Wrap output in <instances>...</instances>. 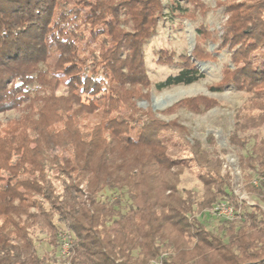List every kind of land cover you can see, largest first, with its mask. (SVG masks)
Masks as SVG:
<instances>
[{
  "label": "trees",
  "instance_id": "trees-1",
  "mask_svg": "<svg viewBox=\"0 0 264 264\" xmlns=\"http://www.w3.org/2000/svg\"><path fill=\"white\" fill-rule=\"evenodd\" d=\"M73 1L0 0V113L20 110L0 129V264H264V136L240 135L264 124V0H218L244 62L230 73L258 110L232 135L257 200L241 211L213 151L176 157L165 125L135 116L162 0ZM170 1L181 16L200 5ZM201 77L186 65L155 87ZM191 166L199 183L187 189ZM225 197L236 216L208 229L199 216Z\"/></svg>",
  "mask_w": 264,
  "mask_h": 264
},
{
  "label": "rangeland",
  "instance_id": "rangeland-1",
  "mask_svg": "<svg viewBox=\"0 0 264 264\" xmlns=\"http://www.w3.org/2000/svg\"><path fill=\"white\" fill-rule=\"evenodd\" d=\"M198 1V7L182 2L188 6L191 15L181 16L172 10L170 0H162L163 14L157 20L154 34L144 45L145 65L151 83L143 89L144 95L136 100L140 109L135 116L141 119L142 114L145 119L146 114L152 112L165 125L158 136L176 157L194 158L192 150L213 151L215 157L224 163V170L231 173L230 192L239 202L235 207L241 211V205H253L257 200L245 188L239 161L241 151L232 144V135L237 122H248L249 117L258 119V110L248 102L252 94L237 88L230 73L238 66L242 67L244 62L235 61L238 46L225 40V5L218 0ZM186 65H194L202 77L190 84L162 90L155 87L156 83L177 74ZM59 91L65 93L67 89L61 85ZM19 116L20 110L17 109L0 113V129L8 120ZM240 135L264 136V124L242 131ZM196 175L194 166L184 170L182 186L196 188L199 183ZM0 176L6 178L7 171L0 170ZM228 200L234 206L228 197L218 202ZM211 210L197 216L208 229L216 230L225 218L216 216ZM235 216L227 219L233 220ZM152 262L163 264L159 259Z\"/></svg>",
  "mask_w": 264,
  "mask_h": 264
},
{
  "label": "built area",
  "instance_id": "built-area-1",
  "mask_svg": "<svg viewBox=\"0 0 264 264\" xmlns=\"http://www.w3.org/2000/svg\"><path fill=\"white\" fill-rule=\"evenodd\" d=\"M212 213H214L218 217L232 218L235 215V208L233 205L225 201H222V202H218L213 207ZM69 249H70V242L68 240V237L62 235V248H61L62 257L66 258L69 255Z\"/></svg>",
  "mask_w": 264,
  "mask_h": 264
}]
</instances>
